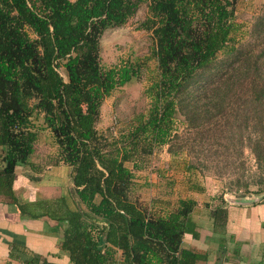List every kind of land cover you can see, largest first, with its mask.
Here are the masks:
<instances>
[{
    "label": "trees",
    "instance_id": "16d2710c",
    "mask_svg": "<svg viewBox=\"0 0 264 264\" xmlns=\"http://www.w3.org/2000/svg\"><path fill=\"white\" fill-rule=\"evenodd\" d=\"M237 2L0 0V194L26 216L58 221L60 249L72 264L208 260L185 238L199 235L197 200L181 197L175 208L154 213L133 197L134 171L157 149L188 154L187 171L234 176L229 190L258 184L257 192L264 191V8L251 38L242 41ZM142 3L158 69L146 89L150 107L118 133L115 125L101 131L106 99L140 75L137 62L104 66L102 38L127 24ZM42 129L53 134L58 162L72 168L73 185L65 195L22 201L14 187L17 169L35 168ZM246 148L260 173L256 183H242ZM211 216L224 232V192ZM26 263L56 264L40 256Z\"/></svg>",
    "mask_w": 264,
    "mask_h": 264
},
{
    "label": "crops",
    "instance_id": "0c3cea01",
    "mask_svg": "<svg viewBox=\"0 0 264 264\" xmlns=\"http://www.w3.org/2000/svg\"><path fill=\"white\" fill-rule=\"evenodd\" d=\"M46 130L55 144L52 132L49 129ZM55 146L57 145L55 144ZM164 153L172 156L167 147L163 148ZM2 155L3 147L0 146V168L2 167ZM35 156V154L32 156V161L35 163L34 170L38 168ZM156 161L155 163H159V159ZM59 163L67 165L63 162ZM128 164L133 166L132 163ZM146 167L144 165L134 171V181L139 182V192L148 191L158 194V196L163 195L162 198L164 197L165 200L160 204L165 211L175 208L181 197H191L197 200L193 218L197 224L199 235L194 237L192 234H186L185 238L188 245L199 252L207 253L208 260L201 261L199 264H264V198L247 202H233L230 200L232 195L224 193L228 208V220L223 232V230L215 228L211 216V209L218 203L217 189L211 191L207 189L208 197H204L206 190L199 178L197 181L190 179L186 189L180 188L185 179L193 174L186 168H183V179L173 171L174 169L171 170L172 177L165 179L166 174H169L167 173L169 169L167 171L154 169V163L150 169ZM69 170L70 172L72 170L70 166ZM32 171L28 169L25 172L23 166H19L17 169L14 187L18 198L22 201H34L38 197L44 196L41 194L42 191H38L42 187L40 183L35 186L34 180L27 175V173L33 175ZM72 185L71 181L67 194ZM32 192L35 193L31 194ZM61 192L47 197L66 194V192ZM154 199L150 202L151 205L158 203ZM11 202V199L6 195L0 194V264H28L26 261L36 256L56 264H72L68 254L60 249L64 229L59 226L58 221L49 217L26 216ZM226 238L228 239L227 243L222 246L221 242ZM227 255H234V257L226 260Z\"/></svg>",
    "mask_w": 264,
    "mask_h": 264
},
{
    "label": "rangeland",
    "instance_id": "374dc122",
    "mask_svg": "<svg viewBox=\"0 0 264 264\" xmlns=\"http://www.w3.org/2000/svg\"><path fill=\"white\" fill-rule=\"evenodd\" d=\"M263 8L264 0H238L236 11V21L238 23L236 34L238 39L247 41L251 38L250 29L252 23ZM147 16L148 6L146 3H142L136 14L130 18L127 24L121 27L109 28L104 33L102 38L103 65L110 67L130 61L137 62L140 64V75L138 78L118 88L107 98L102 107V119L99 124V129L101 131L107 132L115 125L118 133L119 130L127 127L134 120L136 115L148 112L150 98L146 93V89L156 78L158 69L156 58L153 56V34L150 30L142 27L143 21ZM180 118L182 119V117ZM181 124L180 120L179 125ZM40 132L41 135L37 146V152L35 153L38 168L35 170L33 169V171L31 170L34 176L33 183H35V186L40 183L42 187L39 188L38 191H42L41 194L42 196L44 195L43 197L59 194L62 190V192H66L67 194L71 182L69 166L62 165L58 162V147L55 146L47 130L42 129ZM188 156V154L182 153L170 157L167 153L163 154V148H160L157 149V151L155 150L152 156L145 157L144 165L147 166V169H150V166L154 163V169H165L166 171L169 169L167 172L169 174H166L165 179H167L166 177H172L171 170L174 169L173 171L178 173L179 176H182L181 179H183V168H185V159H187ZM156 159H159V163H155ZM244 159L246 161V170L242 183L258 182L260 180V173L257 172L256 160L254 155L247 148L245 149ZM244 159L241 158L238 162L244 161ZM218 160V158L215 159V161ZM224 162H226V160H223L222 164ZM191 173L193 174L188 176L184 184L180 186L181 189H186L187 182H189L190 179H192V181H197L199 178L206 190L204 197H208L207 189L208 191L217 189V201L218 195L220 196L223 192L232 195L231 198H264V191L257 192L258 187H260L258 184H251L248 190H246V188L237 189L236 186H233V189L229 190L228 183L231 179H234V176L220 178L215 176L212 171H208L204 174L199 170H193ZM34 193L35 192H32L31 194ZM132 194L143 207L148 208L152 212H165L163 206L160 204V202L165 200L164 197L162 198L163 195L158 196V194L148 191L139 192V182L137 181L134 182ZM152 199L158 203L151 205L150 202Z\"/></svg>",
    "mask_w": 264,
    "mask_h": 264
},
{
    "label": "water",
    "instance_id": "95a60500",
    "mask_svg": "<svg viewBox=\"0 0 264 264\" xmlns=\"http://www.w3.org/2000/svg\"><path fill=\"white\" fill-rule=\"evenodd\" d=\"M230 200H232L233 202H242V201H253V200H257V199H252V198H244V199H238V198H231Z\"/></svg>",
    "mask_w": 264,
    "mask_h": 264
}]
</instances>
